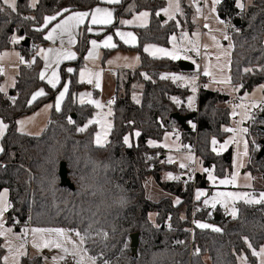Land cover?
Instances as JSON below:
<instances>
[{
  "label": "trees",
  "instance_id": "16d2710c",
  "mask_svg": "<svg viewBox=\"0 0 264 264\" xmlns=\"http://www.w3.org/2000/svg\"><path fill=\"white\" fill-rule=\"evenodd\" d=\"M180 2L183 20L191 30L192 10L186 0ZM16 3L17 11L12 12L0 2V7L5 9L0 12V51L11 47L9 39L17 34L23 40L28 38L30 46H21L22 40L16 48L26 61L33 58L34 62L20 67L8 97L0 92V119L7 125L0 154V192L8 191L11 205L6 212V225L16 221L17 230L63 228L87 234L83 246L97 264H237L236 257L241 252L246 253L250 264H256L247 243L252 249L264 244V203H239L233 219L226 218L220 211L217 219L209 218L206 211L198 212L193 217L194 222L212 221L221 231L201 229L195 223L191 235V206L198 204L193 200V192L206 186L205 176L197 173L194 181H162V172L171 168L162 163L163 150L148 145L150 140L160 142L165 131L176 127L184 140L194 138L196 156L205 169L214 167L215 176L222 178L231 168V152L216 154L210 146L212 138L221 142L227 135L223 127L230 122L229 108L220 105L226 103L228 97L201 88L197 111H188L184 106L188 90L161 79L163 71L181 70L179 62L151 59L141 52L145 43L168 46L169 36L177 32L173 21L162 24L161 17H156L164 1L121 0L115 8L114 24L105 29V34L110 33L121 18L143 10L150 12L148 26L134 28L138 37L135 50L140 53L139 69L128 71L122 84H117L112 128L108 143L103 147L94 145L96 127L93 124L79 131L92 117L93 109L74 101L76 91L82 88L75 80L62 109L51 114L42 134L29 136L16 129L17 119L51 102L56 92L39 79L41 60L35 56L33 47L35 43L45 44L44 30L40 29L44 17L89 11L98 1L38 0L34 8L28 0H16ZM218 13L232 25L235 20L240 21L238 32L230 36L231 85L240 95L264 86V0H252L243 10L238 9L237 0H221ZM87 42L85 35L78 36L76 70L83 62ZM246 68L252 71L245 72ZM62 77L64 79V75ZM136 85L141 87L138 103L131 97ZM41 86L46 95L31 101V95ZM173 113H196L192 120L195 130L181 129L170 118ZM137 132L140 135L127 146L125 136L132 138ZM153 156L156 158L152 159ZM255 158L256 155L252 159L253 166L264 180V157L259 161ZM62 162L72 189L60 185ZM254 168L252 172H256ZM148 177L169 196L149 200L144 186ZM174 199L179 203H174ZM150 213L155 214L154 223L149 220ZM133 234L138 235L135 254L130 246ZM190 248L196 249L197 254L189 257ZM3 254L0 246V264ZM19 264H43V260L40 256L22 257Z\"/></svg>",
  "mask_w": 264,
  "mask_h": 264
},
{
  "label": "rangeland",
  "instance_id": "374dc122",
  "mask_svg": "<svg viewBox=\"0 0 264 264\" xmlns=\"http://www.w3.org/2000/svg\"><path fill=\"white\" fill-rule=\"evenodd\" d=\"M30 7H32L33 0H28ZM98 4L92 7L89 11H75L73 13H67L63 16L56 15V19L53 20L51 23L47 24L45 26V16L43 19V23L40 27V29L44 30L43 33V39L47 43L46 47H43V43H36L34 46V51L37 52L35 56H37L41 60V69L39 71V79L47 85L48 88L56 90L54 98L51 102L43 104L36 112L25 115L20 117V119L17 122V131L20 134L29 135V136H39L42 134L44 129L46 128V124L53 112H59L62 109V106L67 99L70 88L72 85V81L75 80L78 84L82 85V88L78 91H76L74 95V101L78 105H88L93 109L92 117L87 121L85 126H88L90 124H93L96 127V132L94 134L93 142L95 143V137L96 133L100 132L103 134L104 131H107V137H106V143H108L109 135L111 132V129L108 130V125H111L112 128V104H113V98L115 96V89L117 85L118 78L120 79V85L123 78H126L129 74L126 73V71L122 70H135L140 65V53L135 50V48L138 46V37L136 32L134 31V28H143L148 26L149 20H150V12L148 10L140 11L136 14H133L132 16L128 18H121L117 26L113 28L112 32L105 34V29L112 26L115 21V8L119 4H108L105 2V0H97ZM121 1V0H120ZM164 1V7L157 11L156 17L162 18V24L168 23L173 21L177 25V32L172 33L168 38V46H159L152 43H145L142 48L141 52L148 56L151 59L155 60H170L174 62H187L194 66L195 72L200 70L203 71L205 67L208 66L209 71L213 73V75L216 77V79L226 78L229 77V68H230V57H231V38L227 34L229 29L232 27L231 23H228L224 19H222L218 13V5L215 6V12L212 11V0H203L200 4L199 3H192V0H186V4L189 6V8L192 10L190 22L193 26L191 30H189L187 27L186 22L183 20V14H182V7L180 0H163ZM2 4V0L0 1ZM240 3L244 5L243 9H245L248 5L251 4L252 0H239ZM38 0H36L37 5ZM179 4L180 11H175L176 4ZM4 5V4H3ZM171 5V6H170ZM6 6V5H4ZM7 7V6H6ZM106 8L109 11L113 13L112 16V23L108 25H102V24H92L91 23V13L97 8ZM8 8V7H7ZM34 8V7H32ZM197 8L200 9V11H197ZM10 9V8H8ZM165 9H168V13L165 12ZM238 9L243 10L238 7ZM11 10V9H10ZM76 12H88L90 15L87 17L83 23L74 26L71 29V36L74 38L75 43L70 44L69 43V34L65 33L63 35L57 34L55 42L52 40H46L44 37L48 35V33L56 27L57 24L62 23L64 20H66L69 16H72ZM147 12V17H142L140 14ZM171 16V18H170ZM219 18V19H217ZM164 19V20H163ZM123 21H128L130 23H122ZM220 21H223L221 23ZM207 25V27H205ZM89 29H91L89 31ZM117 32H123V33H131L135 40L132 41L130 38L126 37V39H129V43H125L124 40H122L116 33ZM78 33V36L81 37L82 35H85L88 39L87 47L83 56L84 61L80 65V67L76 70L74 66V62L79 58V55L76 51V44L78 43V37L76 38V35ZM198 33V36L194 35ZM184 34H187L185 37ZM15 36L17 38V42H13L12 37ZM10 37V45L8 49L0 51V64L4 65V72L3 74H0L2 77V80L0 82V88H4V91L1 92L5 95V97H8L9 92L11 89H13L15 85L16 77L19 73V69L22 66H26V64L30 61H26L25 58L21 55L20 50L16 48V45H18L23 39L21 38L18 40V37L20 35L14 34ZM112 36V43L116 45L115 48H105V47H99L95 50V54L93 58H88V53L92 51V44L91 41L95 40L98 44H102L103 41L108 37ZM225 36L228 37V39H225ZM175 37L176 39L173 40L172 38ZM212 37H215L216 40L213 41ZM189 40H191L193 43L190 44ZM219 43L220 48H217L216 43ZM193 44H195V47L198 49V53L193 49ZM231 45V47H229ZM207 46V47H205ZM53 49V53L49 54L50 60L56 59V53L57 52H64V51H70L72 53H75V59H63L61 58L59 65L52 63L51 66L46 70L45 69V60L42 58V55L38 54L40 49ZM145 48H149V51H145ZM156 49H165L168 52H173L175 50H178L179 59H171L169 56L164 55V53L156 51ZM227 51L230 53L229 55H224V52ZM5 53L7 55H5ZM220 56V59L217 60V56ZM138 58V59H137ZM34 60V59H33ZM30 62V64L33 63ZM111 62V63H110ZM64 65V67H63ZM71 68L73 71L69 72L68 69ZM91 72V73H99V83L100 87L95 86V78H93V83H87V75L85 77V81L81 82L80 80V73L81 71ZM53 71H56L57 75L59 76V83L57 84V87L54 89L51 87L50 84H48L47 80L51 78V74ZM45 72V79L40 78V73ZM64 75V79L62 77ZM206 76V75H205ZM188 78H191L193 76H185ZM195 77V76H194ZM207 81H210V86L212 88L216 89H223L225 92H227V89H230V86L226 83H213L211 76H206ZM197 81L195 80V85L197 87ZM179 87L185 88L188 90L189 94L186 97L189 103V99L193 98L192 105L193 106L195 100H196V91L195 93L192 91V85L188 84L185 86V83L183 81H176L175 82ZM64 86L68 87V92L65 94V97L63 101L60 104V110L57 111L55 104L57 97L59 96L60 92L63 91ZM121 88V87H120ZM198 88V87H197ZM141 89L140 86H135V91H138ZM43 90L46 95V90L43 86L38 87L32 96L40 91ZM122 90L120 89L119 93H121ZM83 94H90L92 100L99 101L101 105H103L102 108L96 107L94 104L90 103H81L80 102V96ZM40 96L37 97V99L44 97ZM133 97H137L132 95ZM243 100L244 97H242ZM36 99V100H37ZM85 100L87 101V96H85ZM33 101V100H32ZM111 102V103H110ZM51 105V107H48ZM243 103L238 104H232L228 108L230 109L231 114L234 115L235 112H237L236 118H232L230 121V124L228 126H225L223 129H231L232 131H226L228 134L227 136L222 140V142L216 141V144H211L212 149L215 148L214 151L216 154H222L223 152L227 151L228 149L231 150L232 153V163L231 168L229 172L222 178H218L215 176L214 172L215 169L212 167L208 169L212 175L216 177V183H213L211 180L208 179V172L204 171L203 166L201 165V161L197 156H194L189 153H181L178 149V136H174L172 132L165 131L162 136V140L160 142L152 141V144L148 142L149 146H160L167 150L166 159L162 161L163 164L168 162V158L172 157L173 162L172 164L175 168H180V164L183 163L186 165V168L194 169L198 173H202L205 176L206 179V186L203 188H196L194 189V198L196 199V193L198 191L205 193V195L201 196L199 200L196 199L197 205H200L204 208L203 211L208 212V217L213 219L214 216L217 217V213L220 211V213L223 212V215L226 218L233 219V216L231 215V209L235 207L237 209V206L239 203H244L243 200H237L235 204L229 199L227 201L228 207L225 208L221 203H217L216 206L213 208L211 205L206 206L204 204V200L208 199L211 200L214 196L217 195V193H249L251 196H254L255 198H259L261 193H264V181L262 178V175L257 172V169L254 168L252 159L255 157V155L258 152L260 140L264 138V134L261 135L259 133H254V136L249 139L247 135V131H242L243 129H246V123L249 120V115L246 113V110L244 109ZM220 106L225 107L227 106L225 103H222ZM109 111L111 112V115H109ZM250 114V112H249ZM34 120V122L29 124L30 120ZM99 120L103 125L104 128H101V123H89V121H96ZM19 121H25L24 125H21ZM245 122V123H244ZM192 123V121L188 122V125ZM243 123L245 125H243ZM84 126V127H85ZM83 127V128H84ZM125 137H128L129 143L126 144L127 146H130L132 144V141H134L136 138V133L133 134V137L131 138L130 135H126ZM2 139L3 137H0V149H3L2 147ZM214 139H212L213 141ZM193 141L195 143V140H189ZM104 145V146H105ZM226 147H222L225 146ZM245 145H247V154L245 155ZM99 147V146H98ZM250 148V154H251V161L250 165L248 166L249 171L251 168H254L256 172H249L246 169V164L248 160V151ZM188 147L187 144L183 147L182 151H187ZM2 151H0V154ZM197 157V158H196ZM169 163V162H168ZM167 165V164H165ZM242 165V166H240ZM168 166V165H167ZM169 171H165L162 173L161 178L163 181H171L168 179V175L171 174L174 177H180L178 174L174 172V170L168 169ZM177 172V171H176ZM236 174L237 180L235 184H221L219 183L220 180L223 179H231V177ZM174 181H178V179H173ZM185 180L193 181L192 179L186 178ZM145 190H146V196L151 201H158L162 198H166L169 195L165 192H163L155 183L152 177H148L145 181ZM220 199H224L223 197H220ZM179 201V200H178ZM199 202H202V205L199 204ZM174 203H177V199H174ZM245 204V203H244ZM204 205V206H203ZM247 205H255V204H247ZM208 209H206V208ZM218 207V208H217ZM222 212H221V210ZM155 214L150 213L149 214V220L154 223ZM197 224V222H194V224ZM200 223H206L210 225L211 227L207 229H212L213 227L218 228V226L212 222V221H202ZM17 224V222H16ZM15 224V225H16ZM5 228H11L12 232L8 234V239L6 240L3 236H0V246L4 250V254L2 257V264H5L4 257H8L7 264H14V261L12 259V254L8 251L9 242L11 243V246L13 248L17 247L21 242H24V251L25 255L20 256L19 262L22 257H35L40 256L43 259V264H54L52 257L54 256H61L64 255L62 252H60L59 249H42L38 251L36 248L32 247V233L31 230L34 228H42V227H28V228H20L16 229L14 225H6L4 223ZM72 239L78 244L79 243V237L75 236V232L69 231ZM19 237V239H17ZM68 247L71 249L72 245L69 244ZM247 247L250 250L251 256L253 253V250L256 252H259L261 248H264V244L261 245L258 249H252L249 247V244L247 243ZM81 248L84 250L81 255H84V264H91V262L88 260V257H92L95 260V264H97V261L95 257L89 255L85 249L84 246L81 245ZM73 257V256H72ZM255 257L256 264H260V258L257 256ZM246 258V264H250L248 261V256L245 252H241L236 257L237 264H245ZM77 259H79V256L73 257L74 264H76ZM58 264H62V260L58 262Z\"/></svg>",
  "mask_w": 264,
  "mask_h": 264
},
{
  "label": "snow or ice",
  "instance_id": "6c2138e0",
  "mask_svg": "<svg viewBox=\"0 0 264 264\" xmlns=\"http://www.w3.org/2000/svg\"><path fill=\"white\" fill-rule=\"evenodd\" d=\"M3 4L6 5L8 8L11 9L12 12H16L17 11V3L16 0H2ZM106 3L108 4H118L120 3V0H105ZM221 0H212V11L215 12V6L220 4ZM36 4V0H33V4L32 7H35ZM171 6V5H170ZM237 7L243 9L244 5L242 3L239 2V0H237ZM4 8L0 7V12H4ZM67 11V10H66ZM168 9H165V12L168 13ZM175 11L179 12L180 8H179V4H176L175 7ZM197 11L199 12L200 9L197 8ZM89 13L88 12H76L74 13L72 16H69L66 20H64L62 23L57 24L56 27H54L49 33L48 35H46L44 38L46 40H52L53 42H55L56 39V35L60 34L63 35L65 33L69 34V43H75L74 38L71 36V29L74 26H77L81 23L84 22V20L89 17ZM142 17H147L148 13L144 12L140 14ZM112 16L113 13L111 11H109L106 8H99L97 7L92 13H91V23L92 24H102V25H108L112 23ZM57 17L56 16H49V17H45V26H47V24L51 23L53 20H55ZM171 18V16H170ZM27 19V17H26ZM219 19V18H217ZM221 23H223V21H220ZM122 23H130L128 21H123ZM205 27H207V25H205ZM40 29H37V31H39ZM91 29H89L90 31ZM122 40H124L125 43H129V39H126V37L130 38L132 41L135 40V37L131 34V33H123V32H117L116 33ZM185 37L187 36V34H184ZM196 36H198V33L194 34ZM173 40H175L176 38L173 37ZM213 41L216 40L215 37H212ZM225 39H228L227 36H225ZM13 42H17V38L15 36L12 37ZM189 43L192 44L193 42L191 40H189ZM92 44V51H90L88 53V58H93L94 54H95V50L98 49L99 47H105V48H115L116 45L114 43H112V36H108L102 44H98L97 41L92 40L91 41ZM217 48H220L219 43H216ZM207 47V46H205ZM231 47V45L229 46ZM197 51L198 53V49L195 47V44H193V49ZM53 49L49 48L47 50L44 49H40L39 53L40 55H42V58L45 60V69L47 70L52 63L57 64V66L60 63L61 58L63 59H75V53H72L70 51H64V52H57L56 53V59L50 60L49 59V54L53 53ZM145 51H149V48H145ZM156 51L162 52L164 53V55L169 56L171 59H179V53L178 50H175L173 52H168L165 49H156ZM230 53H228L227 51L224 52V55H229ZM5 55H7L5 53ZM217 60L220 59V56L218 55ZM138 59V58H137ZM34 62V61H33ZM111 63V62H110ZM230 63V61H229ZM69 72L73 71L71 68L68 69ZM245 72H250L252 71L251 68H246L244 69ZM0 74H3V69H0ZM87 75V83H93V78H95V86L98 88L100 87V83H99V77L100 74L99 73H91V72H87V70L85 71H81L80 73V80L81 82L85 81V77ZM204 75L206 76H211L213 83H231V77H226V78H221V79H216V77L213 75V73L211 71H209L208 66L205 67L204 70ZM40 78L41 79H45V72H41L40 73ZM147 78V77H146ZM171 78L173 80V82L176 81H183L185 83V86H187L188 84L192 85V91L195 93L196 91V85H195V80L196 77H185L183 75H172L171 77L169 76H162L161 79H169ZM48 84L51 85L52 88H56L57 84L59 83V76L57 75L56 71H53L51 74V78H49L47 80ZM262 89H264V86H261ZM4 88H0V92H3ZM68 92V87L64 86L63 91L60 92L59 96L57 97L56 100V110L59 111L60 110V104L63 101L65 94ZM45 95L43 90H40L38 92H36L33 96H32V100L35 101L37 99V97L43 96ZM85 96H87V101L85 100ZM192 100L193 98L189 99V106L192 105ZM80 102L83 104L85 102L90 103V104H94L96 107L98 108H102L103 105L100 104L99 101H95L92 100L91 95L90 94H83L80 96ZM177 103H179V101H176ZM111 103V102H110ZM48 107H51V105H49ZM109 115H111V112L109 111L108 113ZM19 123L21 125H24L25 121H19ZM69 123H72L71 120H69ZM89 123H101L99 120L96 121H89ZM85 126L84 128H80L79 131L83 132L86 130ZM108 130L111 129V125L109 124L108 126ZM7 128V125H5L3 123V121H0V137H2L4 135V132ZM101 128H104V125L101 123ZM225 131H232L231 129H225ZM242 131L246 132L247 129H243ZM137 136L140 135L139 132L136 133ZM106 137H107V131H104L103 134L98 132L96 133V137H95V143L97 146L99 147H103L105 145L106 141ZM124 143L128 144L129 143V139L128 137L124 138ZM150 144H152L153 142H149ZM212 144L215 145L216 144V140L214 139L212 141ZM222 147H226L222 146ZM213 150L215 151L216 149L213 148ZM0 151H3V149H0ZM247 154V145H245V155ZM150 159V158H149ZM168 162L172 163L173 159L172 157L168 158ZM242 166V165H240ZM181 168L186 167L185 164L181 163L180 164ZM204 171H207L208 174V179L211 180L213 183H216V177L214 175H212V173L208 170V169H203ZM168 179H178V177H174L171 174L168 175L167 177ZM237 180V175L234 174L231 179H223L220 180L219 183L221 184H235ZM205 195V193L198 191L196 193V199L199 200L201 196ZM8 193L7 191H4L2 193H0V236H3L6 240L8 239V234L12 232L11 228H5L4 227V213L8 211V209L11 207V205L8 203V199H7ZM220 197H223L224 199H220ZM231 199V201L233 202V204H235V202L237 200H243V202L245 204H260V203H264V193H261L259 198H255L254 196H251V194L249 193H217L216 196H214L211 200L205 199L204 200V204L206 206L211 205L213 208L216 206L217 203H221L225 208L228 207L227 201ZM177 203H179V201L177 200ZM237 209L235 207H233L231 209V215L233 216V218H236L237 216ZM196 226L198 228L201 229H207L209 227H211L210 225L206 224V223H200L197 222ZM212 231L215 232H220L221 229L220 228H212ZM32 233V247L36 248L38 251L42 250V249H59L60 252H62L64 255L61 256H54L52 257V260L54 262V264H58L59 261L64 260L65 257L67 255H71L73 257H77L79 256V259H77L76 264H84V255H81V253L84 251L81 248V245H83L85 243V240L87 238V234L85 235H81V233L79 231L75 232V236L79 237V243L77 244L71 237L69 230L63 229V228H34L31 230ZM105 237L107 236V233L104 234ZM17 239H19V237H17ZM71 244L72 247L71 249L68 247V245ZM249 247H251V245L249 244ZM8 251L10 254H12V259L14 261V264H19V257L25 255V251H24V242H21L17 247L13 248L11 246V243L9 242V246H8ZM253 256H257L260 258V264H264V248H261L259 252H256L255 250H253L252 253ZM245 259V264H246V258H242ZM5 260V264H7L8 261V257L5 256L4 257ZM88 260L91 262V264H95V260L92 257H88Z\"/></svg>",
  "mask_w": 264,
  "mask_h": 264
},
{
  "label": "crops",
  "instance_id": "0c3cea01",
  "mask_svg": "<svg viewBox=\"0 0 264 264\" xmlns=\"http://www.w3.org/2000/svg\"><path fill=\"white\" fill-rule=\"evenodd\" d=\"M70 13H73V12H70ZM69 14V13H68ZM164 20V19H163ZM78 37V33H77V35H76V38ZM22 37L21 36H19L18 37V40H20ZM23 39V38H22ZM46 45H47V43L45 42V44L43 45V47L45 46L46 47ZM232 45V44H231ZM232 51V50H231ZM38 52V51H37ZM37 52H36V54H37ZM35 54V55H36ZM32 60H33V58H30V61L26 64V65H28V64H30V62H32ZM82 61H84V59H82ZM191 65V64H190ZM192 67H191V69L190 70H188V71H185V70H179V71H163V72H161V77L162 76H169V77H171L172 75H183V76H195L196 77V80H198V78L200 77V79H202L203 80V82H204V84L200 87V88H197L196 87V100H195V102H194V104H193V106L192 107H190L189 106V103H188V100L187 99H185V102H184V106H185V108L188 110V111H197V107H198V95H199V90L201 89V88H203V89H207V90H210V91H215V92H218V93H220V94H222V95H225V96H227L228 97V101L225 103L226 105H227V107H229L230 105H232L231 103H230V100L232 99V97H233V91L232 90H230V89H227V92H225L223 89H216V88H212V86H210L211 84H210V81H207V77L203 74V71H200V70H198V71H196L195 72V70H194V66L193 65H191ZM139 69V66L135 69V70H131V71H136V70H138ZM122 71H126V73L128 72V71H130V70H122ZM198 73H199V75H198ZM229 77H230V70H229ZM125 78H123L122 79V81L124 80ZM167 80H170V81H172L173 82V80L171 79V78H169V79H167ZM198 82V81H197ZM120 83V79L118 78V80H117V84L118 85H120L119 84ZM173 83H175V82H173ZM121 84H122V82H121ZM212 84H214V83H212ZM227 85H229V86H231V83L229 84V83H226ZM233 86V85H232ZM116 87H117V85H116ZM115 91H116V89H115ZM132 95H134V96H137V97H133V101H135L136 103H138L139 101H140V99H141V94L138 92V91H135L134 90V92L131 94V96ZM242 97H244V99L246 100V101H241L240 103H243L244 105V109L246 110V113L249 115V112L251 111V109L254 107V105H255V101H257V100H263L264 99V92H263V89H262V87L261 86H257V87H255V88H253V90H251V91H247L245 94H243L242 95ZM31 101H32V99H31ZM238 104V103H237ZM36 112V111H35ZM34 113V112H33ZM32 114V113H31ZM229 115H230V121L232 120V118H236V116H237V112H235L234 113V115L233 114H231V112H230V109H229ZM20 119V118H19ZM19 119H17V121H16V125H17V122H18V120ZM0 121H2L1 119H0ZM32 122H34V120H30V122H29V124L31 125V123ZM245 123V122H244ZM243 123V125H245ZM188 124V123H187ZM229 124H230V122H229ZM228 124V125H229ZM227 125V126H228ZM262 125H264V123H260V126H262ZM191 129H192V131H194L195 130V124L194 123H190L189 125H188ZM224 128V127H223ZM16 129H17V126H16ZM224 130V129H223ZM5 132H6V130H5ZM5 132H4V134H5ZM169 132H172L173 134H174V136H178V149L180 150V152L181 153H185L184 151H182L183 150V147L185 146V144H187L188 142H190L189 140H184V137H183V135H182V133L179 131V129L178 128H173L172 129V131H169ZM226 132V131H225ZM227 133V132H226ZM228 134V133H227ZM4 136V135H3ZM2 136V137H3ZM227 136V135H226ZM212 139H214V138H212ZM212 139H211V142H210V146H211V144H212ZM162 140V139H161ZM216 140V139H215ZM217 141V140H216ZM219 142V141H218ZM222 142V141H221ZM150 147H159L161 150H163V152H164V160L166 159V155H167V150H165L164 148H162V147H160V146H150ZM211 149H212V147H211ZM213 150V149H212ZM227 151H230L231 152V150L230 149H228ZM214 152V151H213ZM226 152V151H225ZM225 152H223V153H225ZM222 153V154H223ZM197 158V157H196ZM250 161H251V154H250V148H249V151H248V160H247V164H246V169L248 170V166L250 165ZM231 163H232V153H231ZM165 164H167V165H169L170 166V168H171V170H174V172H175V174L177 173L176 171H178V169H180V168H175L172 164H170V163H165ZM202 165V164H201ZM204 168V167H203ZM249 171V170H248ZM249 172H251V171H249ZM163 173V172H162ZM196 173H198V172H196ZM252 173V172H251ZM198 174H202V173H198ZM252 174H254V173H252ZM162 175V174H161ZM179 178V180H182L183 178H181V177H178ZM162 179V178H161ZM163 181V180H162ZM171 181H174L173 179L171 180ZM264 181V180H263ZM4 191H7V190H2L0 193H2V192H4ZM7 193H8V191H7ZM7 199H8V196H7ZM193 200L194 201H196V199L194 198V192H193ZM8 203H9V201H8ZM199 204H201L202 205V202H199ZM256 205V204H255ZM204 206V205H203ZM206 208V207H205ZM218 208V207H217ZM206 209H208V208H206ZM220 209V208H219ZM221 210V209H220ZM221 212H222V210H221ZM222 214H223V212H222ZM214 219H217V217L216 216H214ZM4 223L6 224V212L4 213ZM13 226V225H12ZM32 228V227H31ZM43 259V258H42ZM62 264H63V260H62Z\"/></svg>",
  "mask_w": 264,
  "mask_h": 264
},
{
  "label": "built area",
  "instance_id": "2783aa9c",
  "mask_svg": "<svg viewBox=\"0 0 264 264\" xmlns=\"http://www.w3.org/2000/svg\"><path fill=\"white\" fill-rule=\"evenodd\" d=\"M203 0H192V3H201ZM238 32V29L232 25V27L228 31V35L231 36L232 34ZM36 45V43L33 45V47ZM36 53V52H35ZM31 64H28L27 66H30ZM4 65L0 64V69H3L4 72ZM199 75V73H198ZM204 84L203 80L198 78L197 86L200 88ZM230 88L233 91V97L230 100L231 104H237L241 101H246L243 100L242 95L238 93V90L234 86H230ZM264 114V99L263 100H257L255 101L254 107L251 109L250 114H249V120L246 123V129H247V135L249 139H251L254 136V133H260L258 131V127H260V119L259 117ZM262 122V121H261ZM263 123V122H262ZM259 144V149L261 147L260 142ZM188 150L185 151V153L192 154L196 156V147L195 143L193 141H190L187 143ZM258 149V151H259ZM156 157L153 156L152 159H155ZM178 176H180L183 179H192L193 181L195 180L196 177V171L194 169H189V168H180L177 171ZM204 208L200 205H195L194 203L191 206V222H190V234L192 235L193 231V225H194V220L193 217L196 213L203 211ZM12 224L15 225L16 221H12ZM167 228V226H165ZM197 254V250L190 248L189 252V257H192ZM63 264H74L73 257L71 255H67L65 259L63 260Z\"/></svg>",
  "mask_w": 264,
  "mask_h": 264
},
{
  "label": "water",
  "instance_id": "95a60500",
  "mask_svg": "<svg viewBox=\"0 0 264 264\" xmlns=\"http://www.w3.org/2000/svg\"><path fill=\"white\" fill-rule=\"evenodd\" d=\"M162 19V18H161ZM240 25V21L239 20H235L233 22V26L238 28ZM21 46L28 48L30 46V42L28 38H25L22 42H21ZM180 68L182 70L188 71L191 69V65L187 62H179ZM73 117V116H72ZM196 117V113H189L187 115H181L179 113H173L170 115V118L175 120L179 126L181 127V129H183L184 131L188 132L189 131V126L187 125L188 122L192 121L194 118ZM259 119L264 123V114H262ZM258 131L262 134H264V125L258 127ZM260 149L256 154V161H259L262 157H264V138L262 140H260ZM59 177H60V185L67 187L69 189H72V184L69 181L68 177H67V169H66V165L65 163H61L60 167H59ZM130 246H131V251L133 254L136 253L137 251V246H138V235L137 234H133L130 236Z\"/></svg>",
  "mask_w": 264,
  "mask_h": 264
}]
</instances>
